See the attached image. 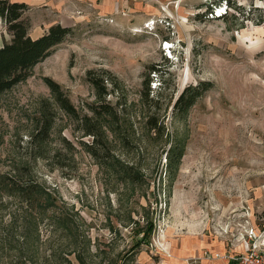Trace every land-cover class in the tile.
I'll return each instance as SVG.
<instances>
[{"label": "rangeland", "instance_id": "1", "mask_svg": "<svg viewBox=\"0 0 264 264\" xmlns=\"http://www.w3.org/2000/svg\"><path fill=\"white\" fill-rule=\"evenodd\" d=\"M24 1L33 37L56 23L74 32L0 93V264H224L176 252L218 239L229 253L245 243L248 220L264 228V0H222L213 13L217 0H184L178 11L170 5L172 25L151 29L94 0ZM11 38L0 19V44ZM164 39L173 41L171 52ZM152 64L168 73L149 74L147 96ZM90 71L103 77L106 103L118 110V118L96 121L93 151L80 120L98 102ZM46 76L61 84L77 116L59 106ZM201 80L213 86L174 117L179 95ZM45 114L52 127L40 142ZM154 114L163 134L146 124ZM173 139L185 153L170 172ZM127 167L140 182L125 176ZM8 177L39 183L46 210L12 193L2 184ZM152 221L147 241L133 250Z\"/></svg>", "mask_w": 264, "mask_h": 264}, {"label": "trees", "instance_id": "2", "mask_svg": "<svg viewBox=\"0 0 264 264\" xmlns=\"http://www.w3.org/2000/svg\"><path fill=\"white\" fill-rule=\"evenodd\" d=\"M226 3H229L232 0H224ZM222 0H217L215 3L209 7L208 10L213 13L214 5L219 6ZM230 6H236L235 3H229ZM240 9V7H237ZM28 9V4L26 2H21L17 0H0V19H2L7 26V29L12 35V38L9 41L0 44V93L7 91L13 88L15 85L26 80L31 74L33 68L38 64V62L43 61L47 56H49L55 48L66 38L74 32L73 27L64 26L61 23L53 24L49 27L48 31L39 37H33L29 33L30 23L26 19L25 12ZM226 14L228 12L226 11ZM223 14L222 16L226 17ZM148 78L145 82L146 90L145 94L150 95L152 88L150 85L153 78L149 77L151 72L162 74L168 73L167 69H163L161 65L152 64L148 66ZM89 80H91L98 91V102L91 104L89 108L94 113L93 116H84L82 117L81 123L85 129L86 134L94 136V140L90 145V149H93L99 144V132L98 127L102 126L100 118L110 117L114 119L118 118V110L113 107L111 104L106 103V96L108 90L105 85L102 83V78L98 80V77L92 75V72H89ZM46 82L51 87V90L54 94L56 102L59 106L66 110L69 114L77 116L76 107L66 94L65 90L59 82L54 80L52 77L46 76ZM213 86L212 81L201 80L197 84H190L187 86L182 93L177 98L174 104V117L183 118L196 101L204 95ZM160 100V99H158ZM158 103V101H157ZM148 128L155 130L156 133L163 134L167 127L166 125L159 120V118L154 114L148 117L146 121ZM52 127V120L48 115L43 116L42 128L38 131L35 136L36 139L40 142L44 140L45 133L50 130ZM172 146L167 152L168 157V168L170 172H174L175 168L177 169L180 163L181 158L185 153L184 144L177 139H173ZM86 144V143H85ZM94 155L98 156L96 151L93 152ZM125 176L134 182H140V174L138 172H133L132 170L124 169ZM5 186H9L12 190V193L20 196L27 204L30 203V206H38L39 202L42 199L45 200L46 194L44 188L33 181H26L25 183H20L17 180L8 177L7 180L3 181ZM41 206L46 210V206L42 201ZM154 223L153 221L150 224L146 235L141 238L133 247V250L140 246L142 243L147 241L149 234L153 231Z\"/></svg>", "mask_w": 264, "mask_h": 264}, {"label": "crops", "instance_id": "3", "mask_svg": "<svg viewBox=\"0 0 264 264\" xmlns=\"http://www.w3.org/2000/svg\"><path fill=\"white\" fill-rule=\"evenodd\" d=\"M17 1H21V2H25L24 0H17ZM96 1V3L99 5V3L101 5L100 8L106 12H113L116 14H119V16H121V18L123 17L125 22H130L132 21L134 24L141 26V25H145V21H148L150 18L153 17V15L151 14V12L154 11H158L159 13H162V7L168 5V11L170 8L171 4H176L174 10L178 11L179 8L181 7V3L184 0H123V1H114V0H94ZM28 3V1H27ZM179 4V5H178ZM172 13H174L173 11H170ZM49 29V28H48ZM47 29V30H48ZM39 37V36H38ZM218 239L215 240V244H211V243H207L209 246L212 245L210 248H202L201 245L197 244V245H186L183 246L181 248V251L177 254L179 255H187L188 253L193 252V254H190V257L193 258H205L203 257V252L205 250H212L213 252H219L221 250H223L224 253H226L228 250L225 247V245L221 248L219 247V245L217 244ZM214 242V241H213ZM201 244H206L204 241L201 242ZM167 247V246H166ZM169 247V246H168ZM169 250H171L170 248H168ZM221 248V249H220ZM225 248V249H224ZM194 250V251H192ZM245 247L242 244L238 245L237 248H231V250L229 251V253L232 254H236V253H240L241 251L244 252ZM170 257V256H169ZM173 260H177V257L172 256L170 261ZM204 260V259H202ZM218 262V261H217ZM224 264H234V262L229 261L226 259V262Z\"/></svg>", "mask_w": 264, "mask_h": 264}, {"label": "built area", "instance_id": "4", "mask_svg": "<svg viewBox=\"0 0 264 264\" xmlns=\"http://www.w3.org/2000/svg\"><path fill=\"white\" fill-rule=\"evenodd\" d=\"M114 1H123V0H114ZM179 5V4H178ZM168 5L163 6L162 10L165 15H161L158 17H152L148 21H145L144 27L146 29H151L152 26H156L159 24L160 26L173 24V16L168 11ZM215 15L222 16L225 11L222 10V7H215ZM173 46V41L169 39L163 40L162 48L164 50H169L171 52V47ZM170 58L171 55H167ZM245 226L247 238L245 239V243H243L246 250L244 252L232 254V253H220V252H213L212 250H205L203 252V257L209 259H218V258H225L229 261L234 262V264H264V228L259 229L250 221H247ZM198 259V258H197Z\"/></svg>", "mask_w": 264, "mask_h": 264}]
</instances>
